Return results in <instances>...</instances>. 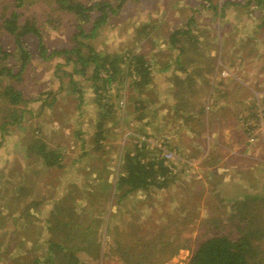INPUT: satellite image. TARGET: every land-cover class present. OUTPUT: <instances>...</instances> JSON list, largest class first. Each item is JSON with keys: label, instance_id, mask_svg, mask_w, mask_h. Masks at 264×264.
<instances>
[{"label": "rangeland", "instance_id": "1", "mask_svg": "<svg viewBox=\"0 0 264 264\" xmlns=\"http://www.w3.org/2000/svg\"><path fill=\"white\" fill-rule=\"evenodd\" d=\"M52 1L22 0L19 21L33 15L46 21L44 12ZM78 1L98 3L93 12L107 2L114 11L104 10L106 20L96 27L93 14L82 31L75 18L58 29L40 24L43 55L37 39L24 38L31 57L14 87L32 101L18 124L6 127L0 144V264H31L47 240L80 246L77 264H122L115 254H105L117 242L106 225L110 231L124 229L117 239L129 245L132 230L127 224L135 218L166 228L178 218L175 230L192 248L197 236L210 229L204 220L220 199L258 193L264 200V5L255 0ZM17 3L0 0V14H8ZM189 19L196 44L185 35L170 43L171 29ZM0 46L16 71L18 52L1 21ZM61 49H78L82 57H118L120 72L110 89L101 88L90 76L91 62L81 69L76 55L61 54ZM134 53L150 62L149 83L141 91L126 69ZM219 94L224 97L218 101ZM100 97L111 108L97 145ZM119 99L142 100L145 106L142 112L120 108ZM170 104L177 105L173 114ZM219 109L234 121L236 134L212 133ZM141 137L162 140V147L174 152L168 163L178 183L169 191L133 193L117 205L109 184L117 178L121 154L134 145L140 148ZM40 144L56 155L53 165L37 156ZM238 144L251 150L250 157L241 155ZM143 148L150 157H159L150 143ZM183 196L186 207L194 206L193 221L174 209ZM190 251L180 249L164 264H186ZM18 255L21 262L14 260ZM250 264H264V238Z\"/></svg>", "mask_w": 264, "mask_h": 264}, {"label": "trees", "instance_id": "2", "mask_svg": "<svg viewBox=\"0 0 264 264\" xmlns=\"http://www.w3.org/2000/svg\"><path fill=\"white\" fill-rule=\"evenodd\" d=\"M18 2L8 14L4 12L0 14L1 27L11 35L15 45L14 49L18 52V57L15 59L20 60L18 69L15 71L8 65V52L0 46V144L3 135L7 131L6 127L18 124L27 111L25 109L27 103L32 101V97H25L22 89L14 87V81L18 80L25 64L29 62L28 60L31 57L28 47L25 46V36L31 35L33 39H37L38 52L43 55L45 51L40 38V24H46L52 29H58L68 22L66 19L75 18L74 24H76L79 31H82V24L89 22L93 14H95L93 18L96 19L92 22V25L96 27L106 20L107 16L104 10L107 9L108 13L114 11V8L109 3L103 2L97 7V10L103 11L98 16L96 14L97 10L93 12L94 6H97L98 3L86 5L78 0H54L49 4V7H46L44 12L46 21L38 22L34 15L32 18L23 19V21L20 19L19 21L20 12L18 8L21 6L22 0H18ZM255 3L263 6L264 0H255ZM118 4L121 5L122 3L118 0ZM191 22L192 20L189 19L183 25L171 29L170 43L174 44L176 40L179 41L185 35L188 37L193 36L195 42L192 45L196 44L197 37L193 35V29L190 28L192 26ZM58 52L76 55L75 59L81 64V69L88 62H91L94 66L90 76L99 82V87L101 88L110 87L111 81L120 72L118 57L101 56L94 53L92 55L89 54L87 57H82L78 49H61ZM128 58L126 69L128 68L130 71L127 74L135 77V85H133L138 91H141L149 83L150 62H147L144 56L139 53H134ZM81 71L83 72V70ZM100 71H103L105 76H101ZM97 87L98 85L96 89ZM103 98L100 97L99 99L101 108L99 109V120L96 122L98 129L95 141H97V145H99L98 141L104 134L103 126L107 121L108 115H110L109 110L111 108L110 105H106ZM133 100L124 101L123 108L130 106L134 111L140 110L142 112L145 106L142 100ZM113 118H115L114 111ZM136 118L140 119L141 117L136 116ZM114 121L118 123V120ZM251 137L255 138L254 136ZM142 144L140 148L134 145L132 149H126L120 156L117 178L112 185L109 184L110 188L108 189V193L112 191L113 198L115 199L116 197L117 205L125 197L133 193L134 195L137 193L148 195L152 191H169L178 183L176 180L177 174L173 173L174 171L168 162L167 164L165 163L166 158L161 156L162 152L156 150L159 153V157L158 155L157 157H150L149 152L143 148L145 142ZM167 151L171 150L167 149ZM36 153L37 156L44 160L43 162L47 166L56 162V155L54 156L50 151H47L43 144L37 146ZM180 190L187 191L189 189L182 187ZM176 195L181 198L182 194L178 192ZM215 196L218 198V192H215ZM183 197L178 202V209L176 207L173 208L181 216L184 215L193 221L195 216L194 206L186 207L185 203L188 200L185 196ZM29 207L26 206L27 209ZM263 211L264 200L258 193L241 194L227 202L220 199L219 203L213 206L212 216L204 220L210 229L202 232V229L199 228L203 234L200 238V235L197 236L192 248L186 245L187 238L180 237L179 229L175 230L176 223L179 221L176 217L174 221L171 220L173 224L167 225V228L159 223L157 225L141 222L138 218H135L127 224L128 229L132 230L130 243L123 246L117 236L124 229L115 226L110 231L107 223V233H111L114 241L117 242L105 254H115L122 264H164L178 250L189 248L191 251L186 264H250L251 259L253 260V256L257 253L259 242L264 238ZM191 214L192 217H190ZM168 215L171 216L172 214ZM143 224L147 225V229ZM51 231H53L52 227ZM45 246V250L42 253L34 254L31 264H77L75 253L80 246H70L65 242L59 243L52 240H47ZM92 247L93 244L88 249L90 250ZM22 259L21 255L14 257L17 262H21Z\"/></svg>", "mask_w": 264, "mask_h": 264}, {"label": "crops", "instance_id": "3", "mask_svg": "<svg viewBox=\"0 0 264 264\" xmlns=\"http://www.w3.org/2000/svg\"><path fill=\"white\" fill-rule=\"evenodd\" d=\"M169 85H171V84H169ZM168 85V86H169ZM245 87V86H244ZM222 89V88H221ZM169 91L173 94V92H172V90H170L169 89ZM221 92V91H220ZM237 95V93L235 94V96ZM175 96H176V94H175ZM217 97H218V101L220 100V98L222 99L224 96H220V94L219 95H217ZM173 99V98H172ZM245 102V101H244ZM214 103H217V101H214ZM176 107H177V105H173V104H170V106H169V108H170V112H172V114L173 113H175L176 112ZM246 108V107H245ZM244 108V109H245ZM184 110V109H183ZM179 114H180V112H179ZM235 115L237 114V113H234ZM181 115V114H180ZM220 115H222V116H220ZM186 116V113H185V115H184V117ZM223 130H230L231 131V134H236L237 132H238V130H237V127H236V125H235V123H234V121L230 118V117H227L226 115H225V113L221 110V109H219V111H218V115H217V123H216V130H213V132L212 133H214V132H218V134H222L223 133ZM219 146H221V147H223V148H226V147H224L223 146V143H217ZM207 149H208V147H206ZM229 149V148H228ZM237 150H239V151H241V155H243V156H245V157H250V149H247V147L246 146H244V145H242V144H238L237 145ZM245 151H246V153H245ZM242 152L244 153V154H242Z\"/></svg>", "mask_w": 264, "mask_h": 264}, {"label": "built area", "instance_id": "4", "mask_svg": "<svg viewBox=\"0 0 264 264\" xmlns=\"http://www.w3.org/2000/svg\"><path fill=\"white\" fill-rule=\"evenodd\" d=\"M101 76H105L103 74H100ZM108 89H110V87H108ZM124 101L123 99H119L118 101V106L120 108H122L124 106ZM249 141H253V138H249L248 139ZM141 142H148L150 143L153 147H156L158 150H160L162 153H161V156L162 157H165L166 158V161L169 162L171 161V159L174 157V152L172 151H167L165 148L162 147V140L159 142V143H155L154 140H151L150 138H146V137H141Z\"/></svg>", "mask_w": 264, "mask_h": 264}, {"label": "bare ground", "instance_id": "5", "mask_svg": "<svg viewBox=\"0 0 264 264\" xmlns=\"http://www.w3.org/2000/svg\"><path fill=\"white\" fill-rule=\"evenodd\" d=\"M249 53H250V51H249Z\"/></svg>", "mask_w": 264, "mask_h": 264}]
</instances>
